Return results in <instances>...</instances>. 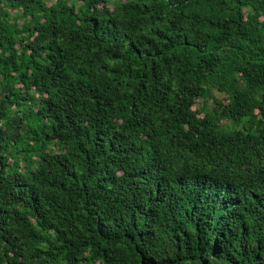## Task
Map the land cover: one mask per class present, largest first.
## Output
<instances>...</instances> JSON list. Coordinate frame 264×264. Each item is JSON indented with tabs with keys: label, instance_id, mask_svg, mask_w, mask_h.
<instances>
[{
	"label": "trees",
	"instance_id": "trees-1",
	"mask_svg": "<svg viewBox=\"0 0 264 264\" xmlns=\"http://www.w3.org/2000/svg\"><path fill=\"white\" fill-rule=\"evenodd\" d=\"M0 264H264V0H0Z\"/></svg>",
	"mask_w": 264,
	"mask_h": 264
}]
</instances>
